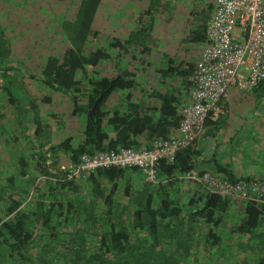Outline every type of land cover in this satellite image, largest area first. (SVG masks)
I'll return each instance as SVG.
<instances>
[{
    "label": "trees",
    "instance_id": "1",
    "mask_svg": "<svg viewBox=\"0 0 264 264\" xmlns=\"http://www.w3.org/2000/svg\"><path fill=\"white\" fill-rule=\"evenodd\" d=\"M107 1L79 0L77 4L72 2L75 7L62 8L58 29L66 46L61 53L45 58L40 77L46 86L70 97L71 113L85 119L83 137L76 145L69 135L46 146L39 141L36 145L37 138L26 134L35 148L30 152L32 158L36 157L35 176L24 185L21 180L15 184L12 174H0V264H264V193L259 195L249 190L250 198L218 196L197 182L200 190L181 203L175 193L172 197L168 192L179 178L177 175L193 168L204 171L196 166L200 150L194 143L179 149L172 161H160L158 177L166 181L146 182L157 187L152 197L149 190H112L126 172L140 170L137 167H100L67 178V171L78 163L83 153L130 146L141 148L136 139L140 130L146 131L149 141L170 138L171 129L178 127L182 117L171 81L180 79L189 91L191 88L189 77L196 62L176 63L173 57H168L166 64L147 72L155 44L156 14L165 9L168 1L144 0L143 6L134 12L133 25L123 38H110L105 26L106 44L96 47L94 42L99 33L93 25L99 11L107 13ZM49 2L54 6V0ZM103 2L105 7L100 10ZM31 4L28 3L29 7ZM213 6L214 1L207 5L187 41L205 43L206 21ZM5 28L0 20V64L11 53ZM113 48L117 49L115 58L128 56L126 65H120L118 59L115 70L101 73L98 67L113 60ZM141 73L160 77L158 85L170 77L167 79L170 83L163 85L164 91L154 88L149 93L158 99L159 106L155 107L158 116L147 112L149 108L139 101L131 102V91L140 84L136 77ZM5 76L7 73L0 69V78ZM263 86L264 81L253 90ZM5 88L9 101L15 100L13 89ZM116 91H127L128 108L106 107ZM99 95L101 99L90 113ZM28 117L31 119L30 113ZM31 120L37 122L35 116ZM214 122L208 118L204 125ZM106 126L113 131L111 137L104 129ZM58 151L66 155L60 156ZM60 159L67 163L62 164ZM209 171L231 181L242 179L248 186L254 180L264 179L232 176L217 164ZM77 176H86L85 189L78 190ZM38 177L44 185L30 190ZM108 182L112 183L111 190ZM164 187L168 188L160 190ZM123 197L125 203L120 202ZM229 214L235 217L230 226L225 223ZM205 225L210 227L206 230Z\"/></svg>",
    "mask_w": 264,
    "mask_h": 264
},
{
    "label": "rangeland",
    "instance_id": "2",
    "mask_svg": "<svg viewBox=\"0 0 264 264\" xmlns=\"http://www.w3.org/2000/svg\"><path fill=\"white\" fill-rule=\"evenodd\" d=\"M167 1L165 9L156 14L153 28L155 41L153 54L158 57L155 58L157 67L166 64L169 53H175L176 59H179L184 53L194 56L198 52L200 53L203 47L202 44L189 42L186 38L190 35V31L196 28L194 26L201 20L203 11L206 10L207 5L213 0ZM72 2L77 4L75 2H79V0H67V2L54 0L53 14L48 15L49 18L46 20L49 26L43 30L41 28L44 23L42 18H37L38 16L36 15H34L36 18L33 19L13 16V12L16 15L18 10L15 6L8 5L7 0L4 2V7L7 8L8 12L11 11L12 15L10 18L7 16L5 18L7 19L5 30L10 37L11 53L6 61L0 64V69L7 73V76L0 78V174L3 176L12 174L15 177V184H19L21 180L25 185L31 177L35 176L36 157L32 158L30 155V152L35 151V148L29 138H37L34 140L36 145V141H39L47 146L60 142L69 135H72L73 145H76L77 141L83 137L85 119L79 114L73 115L71 113L70 97L57 88L46 86L40 77L41 66L45 58L49 54H59L61 50L65 49L66 41H63L62 34H59V29L55 25L59 23L61 16L63 18L62 14L64 12L62 8L72 7ZM22 4L28 9L31 6L36 9L34 3L30 7L27 2ZM142 6L143 4L138 5L137 8ZM102 7H105L104 2L99 9L101 10ZM40 11L46 13L43 7L40 8ZM105 14L104 11H99L93 25L95 30L99 29L100 31L103 20L106 17L104 16ZM108 31H102L99 34L94 46L106 44L105 37ZM104 65L108 66L106 74L110 71L109 66L111 65L104 62L101 66ZM98 68L100 69V67ZM8 81L11 83H8ZM5 86L13 89L12 93L16 98L15 100L9 101ZM119 93L121 91L113 92L111 96L117 97ZM225 99L228 100V115L223 117V120H220V131L217 136L220 147L216 149V156L219 158L223 154L222 157L227 161H232L237 168L239 155L236 153V146L239 144L244 145L246 142L241 137L245 134L238 132L237 127L239 129L240 124L244 120L245 126H257L258 130L249 133L251 136L248 138L251 140L252 137H255L256 143L260 142L262 139L261 135H264V131L260 129L264 126V88L252 93L251 91H242L230 86ZM28 113L31 114V119L35 116L37 122H32L28 117ZM104 129L106 130V127ZM26 134H31V137ZM202 134L203 131L197 136L194 143L195 147L198 146L200 148V152ZM57 154L62 156L65 152L58 151ZM251 155H248L249 159H246L248 160L246 167H252L254 164L249 163V161L257 159ZM60 162L66 164L67 160L61 159ZM140 176L138 171L128 173L117 184L129 183L134 177L139 178ZM187 180L177 179L175 186L173 185L169 189L164 187L160 190H169L168 192L173 197L174 193L177 194L179 189L183 190L182 188L188 186L191 189L195 188ZM132 183L134 182L132 181ZM42 185H44V181L40 177L35 178L30 190H33L35 186L39 188ZM86 186L87 184L81 182L79 189H85ZM148 190H157V187L152 186ZM178 194L181 198L184 197L187 202V195L182 192H178ZM158 197L154 196L155 202H157ZM230 216L231 214L225 219V223L228 226L232 225L235 219V217L231 218ZM203 227H206L207 230L210 226L205 225Z\"/></svg>",
    "mask_w": 264,
    "mask_h": 264
},
{
    "label": "built area",
    "instance_id": "3",
    "mask_svg": "<svg viewBox=\"0 0 264 264\" xmlns=\"http://www.w3.org/2000/svg\"><path fill=\"white\" fill-rule=\"evenodd\" d=\"M206 41L189 77L191 101L183 105L178 135L153 138L149 147H122L83 153L67 171V178L100 167H137L145 180L156 183L161 160L172 161L175 153L192 145L205 121L224 113L230 86L252 90L264 81V0H214L206 21ZM198 182L218 196L250 198L249 190L264 193V179L251 186L242 180H228L210 171L190 169L180 175Z\"/></svg>",
    "mask_w": 264,
    "mask_h": 264
},
{
    "label": "crops",
    "instance_id": "4",
    "mask_svg": "<svg viewBox=\"0 0 264 264\" xmlns=\"http://www.w3.org/2000/svg\"><path fill=\"white\" fill-rule=\"evenodd\" d=\"M3 1L2 4H0V20L1 22H3L5 24V27L7 25L6 23V16L8 18L11 17V11L8 12L7 8L4 7V2L6 0H0ZM144 0H108L107 1V13L104 15L106 16L105 19L103 20V27L101 26L100 31L99 29H97L98 33L101 34V32L106 29L105 26L107 27V29L109 30V37L110 38H123L128 30L131 28V26L133 25L134 22V18H133V14L134 12H136V10L140 9L137 8V6L143 4ZM214 1V0H213ZM27 2V3H34V5L37 7L36 4H38V7L36 9H34L32 6L28 9L26 8L22 3ZM7 3H13L12 6H15L16 9L18 10V14H14L13 12V16H17V17H28V18H36L34 17V15L38 16L37 18H42L44 20V23L42 24V30L43 29H47V27L49 26L48 23H46V20L49 18L48 15L53 14V6L49 3H47V0H44V2H38L37 0H7ZM44 8L45 12L40 11V8ZM25 9H27V11H25ZM7 14V15H6ZM15 17V18H17ZM13 24V23H12ZM56 28H58V24L55 25ZM12 28H14V26H12ZM43 32V31H42ZM47 32V30H46ZM44 33V32H43ZM202 46L204 44V42L201 43ZM117 51V49L113 48L112 49V56H113V60L110 61L108 64H110L111 66H109L110 70H115L117 64L115 63L116 60L119 59V64L122 66L126 65V62L128 60V56L125 55V58L123 59L122 57L115 58V52ZM154 51V50H153ZM150 55V59L149 61H151V63L148 65V70L152 71V69L154 67H156V61L155 58H158L156 55L153 54ZM201 52V51H200ZM199 52L196 56L194 55H190V54H186L184 53L179 59H176V54L175 53H169L168 57H173V59L175 60L176 63H180V62H193L195 63L198 58H199ZM167 57V58H168ZM148 61V60H147ZM148 61V62H149ZM160 61V60H158ZM161 62H163V60H161ZM103 65V64H101ZM99 66L101 69V73H105L106 70L108 69V66L104 65V66ZM164 65V64H163ZM147 70V72H148ZM170 77H166L164 78V84H160L158 85V82L161 80L160 77H158L157 75H155L154 73H141L140 75H137L136 80L137 82H139L140 84L138 85L139 87L133 91H131L133 94L131 96V102H140L141 105H143V107H147L149 108L147 110V112H149L150 114H155L156 116H158V110L155 108L159 106V102L158 99L154 96H152L151 91L154 88H158L160 91H164V86L166 83H170L169 80H167ZM172 89H174L177 98H178V110H180V108H182L183 105L187 104L188 102L191 101V97H190V91L188 89V86L186 87L185 84H182V81L180 79H176V81H174V83L171 81V85ZM264 88V86H263ZM252 93H254V90H250ZM247 91V92H250ZM127 94V91H121V93L118 94L117 97H112L110 96V98L108 99V102L106 103V107L107 108H120L122 110L128 108V100L125 98ZM225 109L224 113L221 114L217 120H212L215 121L213 124H207L203 126V134L202 137L200 139V145H201V152L199 153V155L196 157V166L198 168H202L203 170L209 171L212 170V168L214 167V165H220L223 166L227 169L228 173H230V175H234L236 177H241V176H249L251 178H264V135H261L262 139L260 142L256 143V138L252 137L251 140L248 139L251 135L249 133H253L256 132L257 126L255 125H250V126H245L244 122L245 120L240 124L241 126L237 127V131L238 132H242L245 135H242L241 137L244 139V141L246 140V142L243 144H239L236 146V153L239 155L238 159V166L237 168L235 167V165L232 163V161H227L225 160L222 156L223 154L220 155V157L218 158L216 156V149L218 147H220V143L218 141V134L220 131V120H223V117H226L228 115V100L225 99ZM155 108V109H152ZM262 131H264V126H262ZM109 136L111 137L113 135V131L110 127L106 126V130H105ZM201 131V132H202ZM178 127L176 128H172L169 134V137H175L178 135ZM136 139L137 141L140 143V147H149L151 141L148 140V134L146 133V131L140 130L138 131L137 135H136ZM225 141V140H223ZM195 143V142H194ZM196 148H198L200 150V148L198 146H196ZM252 154L251 156L256 157V160L253 161H249V163H252L254 165H252V167H246V163L248 162L249 156ZM213 160L210 161V160ZM61 160V159H60ZM62 163V162H61ZM236 163V162H235ZM65 164V163H62ZM62 167H64V165H62ZM140 173V177L139 178H135L132 180L134 183H132V181H129V183H124L121 185H116V187H114V189L112 190H148L150 187H152L153 185L146 183L147 181L145 180V177L143 175V173L140 170H137ZM136 171H128L126 172L125 175H127L128 173H133ZM125 177V176H124ZM177 177H179L178 179H183L180 178V175H177ZM85 179L86 176H77L75 178L76 184H79L83 181L85 183ZM166 179H164L162 176L158 177V180L155 184H157L158 182L160 183H165ZM190 184L192 183L193 186H195V188L191 189L189 186L186 188H182L183 190L179 189L177 190L179 193H184L185 195H187V201L188 199L195 193L196 190H200L198 183L195 180L192 179H188L187 180ZM118 183V181H117ZM87 184V183H85ZM108 184V189L111 190V184L112 183H107ZM175 184V183H174ZM173 184V185H174ZM175 186V185H174ZM80 190V189H78ZM149 191H154V190H149ZM149 193V196L152 197V193ZM156 192V191H154ZM175 194L176 196H178L180 198V202L181 203H185L186 199L183 197L181 198L180 195ZM157 196V194H156ZM155 199V198H154ZM120 202H126L125 197L122 198V200H120Z\"/></svg>",
    "mask_w": 264,
    "mask_h": 264
},
{
    "label": "water",
    "instance_id": "5",
    "mask_svg": "<svg viewBox=\"0 0 264 264\" xmlns=\"http://www.w3.org/2000/svg\"><path fill=\"white\" fill-rule=\"evenodd\" d=\"M100 99H101V96L99 95V96L94 100L93 105H92V107H91V109H90V113L94 110V108L96 107V105H97V103L100 101Z\"/></svg>",
    "mask_w": 264,
    "mask_h": 264
}]
</instances>
